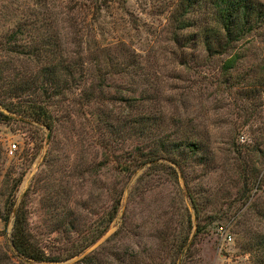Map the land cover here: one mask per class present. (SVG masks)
Returning <instances> with one entry per match:
<instances>
[{"label": "rangeland", "instance_id": "374dc122", "mask_svg": "<svg viewBox=\"0 0 264 264\" xmlns=\"http://www.w3.org/2000/svg\"><path fill=\"white\" fill-rule=\"evenodd\" d=\"M87 1L0 0V77L34 73L43 57L28 51L47 32L58 49L80 50L83 67L45 104L52 130L0 121V216L23 171L9 199L49 259L16 257L10 215L0 218V264H262L243 243L264 237V24L207 53L204 2L177 29L179 0H101L99 10ZM139 115L155 126H124ZM159 137L199 150L179 165L158 155L119 169Z\"/></svg>", "mask_w": 264, "mask_h": 264}, {"label": "trees", "instance_id": "16d2710c", "mask_svg": "<svg viewBox=\"0 0 264 264\" xmlns=\"http://www.w3.org/2000/svg\"><path fill=\"white\" fill-rule=\"evenodd\" d=\"M201 2H204V5L209 8L208 20L198 33V35L200 34L199 42L207 53L224 52L244 34L264 24V4L259 0H179L176 7L177 14L174 15L177 29L190 25L186 21L184 13L188 12L193 5H201ZM101 4V0H88L86 7L99 10ZM44 35L45 37H41L38 41L39 47H32L28 51L34 58L40 55L43 57L42 63L34 73L23 74L21 72L0 77V108L5 110V112L0 110L1 122L28 120L25 122H38L46 129L52 130V115L45 104L53 96L62 98L73 85L77 84L76 82L83 78L80 50L75 49L74 54H68L64 47L61 50L58 49L56 40L49 32ZM174 40H178L176 36ZM126 59L129 61L131 57L126 56L125 61ZM231 62L232 60H228L226 68L230 66ZM106 119V115L102 117V124ZM156 119L149 115H139L135 120L125 118L127 124L124 126L128 125L133 129L136 126L140 131L149 130ZM153 143L155 144L148 151L141 153L142 159L138 162L135 159L129 160L127 166L121 163L119 169L126 170L135 164L140 166L153 162L158 155L179 165L186 158L195 156L199 150L196 143L185 139L167 141L166 138L159 137ZM173 156H179L180 159L176 161ZM22 174L23 171H19L15 176L10 177L6 197L1 204L2 215L0 218L6 223L8 217L13 216L9 242L16 257L32 263L49 261L44 252L30 240L25 226L24 209L20 205L13 207L9 199ZM116 204L112 205L107 221L113 217ZM259 246L262 247L258 249ZM243 249L254 252L259 257V263L264 264V237L262 235L255 241L244 242ZM87 259L88 256H83L75 264H82Z\"/></svg>", "mask_w": 264, "mask_h": 264}, {"label": "built area", "instance_id": "2783aa9c", "mask_svg": "<svg viewBox=\"0 0 264 264\" xmlns=\"http://www.w3.org/2000/svg\"><path fill=\"white\" fill-rule=\"evenodd\" d=\"M13 148H15V145L14 144H11V146L8 148V152L11 153ZM224 241L226 242H229L231 240V235L230 233H225L223 238H222Z\"/></svg>", "mask_w": 264, "mask_h": 264}]
</instances>
